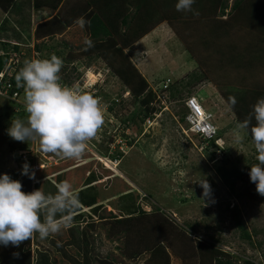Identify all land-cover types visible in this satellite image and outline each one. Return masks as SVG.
Instances as JSON below:
<instances>
[{"label": "rangeland", "instance_id": "obj_1", "mask_svg": "<svg viewBox=\"0 0 264 264\" xmlns=\"http://www.w3.org/2000/svg\"><path fill=\"white\" fill-rule=\"evenodd\" d=\"M60 2L13 0L0 25V36L8 38L10 46L14 44L13 41L22 44L20 47L24 56L21 67L25 59H30L32 55L36 58L32 50L38 43L40 52L37 54L40 57L61 51V56L67 60L60 71V75L64 73V77L61 76L63 80H73L65 78L66 75L73 73L75 76L74 72L80 71L82 74L87 67L94 71V76L89 79L84 77L83 83L99 82L95 91L105 107V123L89 142L83 157L71 160L41 152L38 143L13 140L7 134V129L11 119L19 116L0 114V174L8 173L22 184L29 181L31 191L40 188L45 193H54L56 183L68 180L79 193L80 201L86 199L91 203L85 206L81 202L70 227L45 239H40L37 234L21 250L30 251L32 256L34 250H46L54 264H213L206 252L212 249L207 244L215 243V246L227 252L225 256L232 255L234 264H245L246 260L253 264H264V200L253 193L256 185L251 182L249 172L237 181L239 196L236 198L216 173V167L222 164L227 168H250L255 162L256 153L250 132L245 134L242 143L235 144L233 131L236 124L251 111L250 106L260 95L195 76L204 74L208 64L218 66L220 57L213 58L216 54L213 51L218 48L216 44L234 40L233 36L224 39L221 35L218 40V35L213 37L208 31L209 41L204 43L200 37L195 38L189 28L181 31L179 45L171 39L168 24L169 21L182 19L220 17L217 4L221 0H195L193 11L188 12L176 10L177 0H87L105 20L112 34L108 46L112 43L122 49L114 57L112 45L110 49L104 42L96 41L97 48L84 25L78 22L58 30L64 24L59 14L64 16V12L77 0H65L61 5ZM231 2L227 0L229 6ZM249 4L250 0L244 7H250ZM55 6H60V10L56 12ZM40 7L48 11H42L38 21H45L39 32L36 30L35 33L32 29L35 23L31 24L30 14L33 9L38 13L36 8ZM111 10L116 14L117 30L112 28V20L109 22L110 18L106 17ZM127 13L134 17L125 27L121 24V18ZM240 13L236 11L238 18L242 16ZM2 14L0 9V19ZM191 25L189 22L188 27ZM45 27L50 30L54 28V32L49 34ZM241 27L253 30L249 24ZM131 44L132 47L127 48ZM92 46L104 49L100 52L106 55L109 62L97 56L95 49L89 53L88 49ZM222 48L223 52L219 53L221 58H228V47L223 45ZM186 49L198 56L200 62L194 60L195 64L189 66L184 61ZM120 59L130 62L146 78L148 88L139 97H133L129 86L111 66L113 64L119 68ZM255 65L258 66V63ZM263 65L264 62H261L258 67L262 70L259 77L264 75ZM247 72L242 71L245 76ZM166 74H174L173 82L169 83L167 89H159L165 84L162 78ZM218 74L220 76V71ZM249 76L246 80L251 84L253 79H249ZM103 79L106 80L102 82ZM80 80L82 77L79 76L71 84ZM227 90L234 92L230 94L234 98L245 93L248 104L244 100L240 106L238 103V106H233L231 102L229 105ZM195 93L202 105L209 108L212 121L218 128L217 140L213 145L203 144L192 132L185 133L182 129H186L182 118L186 114L184 98ZM235 101L238 102L237 99ZM110 104L113 105L112 109L109 108ZM146 109L149 110L148 117L144 115ZM25 148L28 159L22 160L17 149ZM113 158L118 159V166L111 164L109 167L114 168L117 174L101 163ZM25 162L30 165L31 171L34 165L44 167L35 172L34 178H24L21 170ZM202 177L211 186L208 197L203 195L204 190L199 183ZM235 207L251 234V242L240 236V228L230 211ZM128 215L134 217L135 235L108 234L115 216ZM76 225L85 230V240L79 249L74 244L67 245L71 241L70 229ZM53 242L64 246L65 256L57 252L58 248ZM130 246L142 252L135 257L128 256ZM145 246L151 250H144ZM184 249L195 255L183 260L181 250ZM2 250L3 246H0V254ZM197 252L202 255L198 256Z\"/></svg>", "mask_w": 264, "mask_h": 264}, {"label": "clouds", "instance_id": "obj_2", "mask_svg": "<svg viewBox=\"0 0 264 264\" xmlns=\"http://www.w3.org/2000/svg\"><path fill=\"white\" fill-rule=\"evenodd\" d=\"M194 2L195 0H177L176 10L193 11ZM77 22L81 25L85 23L83 19ZM87 43L91 46L90 41ZM14 44L18 48L14 50L10 47L8 55L9 59L14 54L20 56L15 82L18 88L23 89L24 109L12 112L24 111L25 117L11 119L7 134L18 142L38 143L43 153L54 154L62 159H81L88 149L89 142L105 123V107L95 91L99 82L83 83L84 77L89 79L94 76V71L87 67L82 74L80 71L74 72L75 76L73 73L66 75L65 78L74 79L65 81L61 78L64 73L60 75L62 59L55 54L40 57L35 47L32 51L36 58L32 55L30 59H25L21 67L24 51L19 42ZM79 76L82 80L71 84ZM170 82L171 79L166 80V86L163 85L159 89H167ZM229 100L234 106L235 98L230 96ZM248 132L254 144L257 161L250 165L248 174L251 182L256 185L257 193L264 196V97L258 98L245 119L236 124L233 131L234 143H242ZM25 149H17V154L21 156L19 151ZM21 159L27 160L28 157ZM108 162L118 166L117 158L108 159ZM101 163L115 172L114 168L108 167L103 161ZM43 167L34 165L31 171L30 165L25 162L21 174L32 179L35 171ZM199 183L204 190L203 195L210 196L211 186L208 181L202 177ZM22 189L20 180L13 179L8 173L0 174V245L5 247L9 244L18 247L37 234L40 239H45L60 233L72 225L74 215L81 207L79 193L68 180L56 183L54 193H45L40 188L30 192Z\"/></svg>", "mask_w": 264, "mask_h": 264}, {"label": "trees", "instance_id": "obj_3", "mask_svg": "<svg viewBox=\"0 0 264 264\" xmlns=\"http://www.w3.org/2000/svg\"><path fill=\"white\" fill-rule=\"evenodd\" d=\"M79 1L80 0H77V2L74 3L73 6L70 5V7L64 12V16H61L59 14L60 21L63 22L64 24L60 28L58 27V30L64 26L73 25L78 20L83 19L85 21V23L83 25L86 28V30L88 31L89 35L91 36V38L93 40L92 42L95 44V46L97 48H99V46L96 44V41L104 42L108 46V43L110 44V41L112 39L111 38L112 34H111L109 28L107 27V25L105 24V22L100 17V14L94 8H92L90 6V4H89V2H87V0L86 1L83 0L82 2H79ZM242 1L243 0H232L231 5L229 6V4H227V0H221V2L219 4H217L219 6L218 13H219L220 17H217V16L207 17V18L205 17V18L200 19V20L196 19V18L187 19V20L182 19V20L169 21L168 24L179 38H182V32L181 31L182 30L183 31L188 30L189 28L194 33L195 38L200 37V39H202V42H204V43L209 41L210 35L207 34L208 31L210 32V34L213 37H214V35H216V36L218 35V40L221 39V35L224 37V39H226L225 37H228V39L232 38V36L235 38L234 40H229V41L227 40L226 42H222V41L218 42L219 45L216 44V46L218 48H216V50L213 51L216 53L215 57H213V56L212 57L214 59H217V57H220V63H218L217 67L213 63L206 65V72H204V74L199 72L200 75H195L196 77H200L201 79L205 77V79H208V80L212 81L213 83H217V84L221 83L224 85L236 86L238 88H245V89L249 88V89H253L254 91L255 90L264 91V75L259 77V74H260L259 72L261 70V69L259 70L260 63L264 62V37L253 32V31H251V30L239 27L236 24H234L231 20L224 18V16H228L232 11H234L241 4ZM12 3H13V0H0L1 10H3V11L9 10L10 7L12 6ZM56 7L57 6H55V8ZM111 11L108 12L109 15H107L106 17L110 18L109 22H111V20H112V23H111L112 28H114V30H117L116 14H115V11H113V10H111ZM135 15H136V13H135ZM132 17H134V16H131L130 13L125 14L121 18V24L124 25L125 27H127L128 23L132 19ZM103 19H106V18H103ZM189 22L192 24L191 27H188ZM41 24L37 25V27L35 29V33H36V30H37V33L39 32L40 28L42 27ZM45 28H47V27H45ZM47 29H48V33L50 32L52 34L54 32V31H52V29L54 30V28H52V27H51V30H50V28H47ZM219 30H222V31H219ZM111 45H112V49L110 47ZM111 45L108 47L112 50L111 52H112L113 57L115 54H118L119 51L122 52V49L119 47L116 48L115 44L111 43ZM223 45L227 46L229 49L228 58H226V56H223L221 58V56L219 54V53L223 52V48H222ZM95 46H92V48H89L88 52L93 53V50L95 49L98 51L97 56H100L104 61L109 62L106 58V55L102 54L100 52V50L104 51V49H101V48L97 49ZM0 47H1L0 48V50H1L0 51V70H1L5 66V64L7 63L8 59H9L8 53L11 49L10 47H12L14 50H16L18 48V46L15 44H12L10 46L9 42L0 41ZM35 49L37 51L39 50V44L38 43L35 44ZM58 50H60V49H58ZM230 51H232V52H230ZM86 52H87V50H86ZM51 54L57 55L59 58L62 59L63 63L67 62V60H65L61 56V51L50 53L46 57H49ZM191 54L194 57V59H196L200 62L198 56H196L194 53H191ZM72 59L73 58H70V60H72ZM256 63H258V66L255 65ZM124 64H125V68H124ZM118 65H119V68L114 67L115 65H113V64L111 66H113V68L117 71L118 76L122 80H124L123 82H125L129 86L131 92L133 93V97L136 98V97H139L140 94H144L146 92V89L148 88V86H147L148 84L145 81L144 77L141 75V73L138 70H136L135 67L130 62H127L124 59H120L118 61ZM130 65H132V66H130ZM209 68H210V70L208 71ZM263 68H264V65L262 66V69ZM218 69L220 71V76L218 74L219 73ZM246 70L248 72H247V75L245 76V74H243L242 71L245 72ZM17 71H15L13 76L11 77L13 83H15V84H16L15 74ZM248 75H250L249 79H253V83H251V84H249L246 80V77ZM225 93L229 99V97L231 96L229 93V90H227ZM242 96H244L243 93H241V95H239V96L237 95V97H235V99H237L238 102H241L242 98H243ZM1 101H3L2 98H0V114L1 115L6 114V115H10V116H19L21 118L25 117L24 111L20 112V113L11 112V109H12L11 106L7 103H1ZM229 102H230V100H228V103ZM238 102H236L234 106H238V105H236ZM238 104H240V103H238ZM110 105L111 106L109 108L112 109L113 105L112 104H110ZM229 105H230V103H229ZM144 111H145L144 115L147 116L148 115L147 113H149V110L147 111V109H146ZM182 118L184 120V117H182ZM0 123H1V121H0ZM214 124H215V122H214ZM215 126H216V124H215ZM217 130H218V128L216 127V135H217ZM216 135H215V137H216ZM215 137L210 138L208 140V144L213 145L215 140H216ZM200 141H201V139H200ZM254 163H257V161L255 160ZM249 171H250V168L248 166H241L238 168H227L226 166H224L222 164V165H219L216 167V173L218 174V176L220 177L222 182L228 187L231 195H233L235 198L239 196V192H237V190H236L237 181L242 180L243 175ZM23 177L29 178V176H27V175H23ZM102 182L103 181H101L100 183H102ZM22 185L24 187L25 192L31 191V186L29 184V181H27V183L25 182ZM253 193L256 196L261 197L262 200H264V196L259 195L257 193V191L254 190ZM81 202H83L82 204H84L85 206L91 205L89 200H86V199H81ZM230 211H231L232 218L236 221L237 226L240 228L241 238L247 239L251 242V240H250L251 234L245 228L243 221H242V218L239 217L238 209L235 207V208H232ZM133 218H134L133 215H128L125 217H123V216L122 217L121 216L116 217L115 216L113 219L114 224L112 223V226H110L108 234H110V232H114V234H118V233L123 234L124 233V235L128 236V237H129V235H135L137 232V229H136V227L133 226V223H132ZM149 225H150V222H149ZM82 228L83 227H81L80 225H76V227L73 226L70 229V236H71L70 240L71 241H70V243H67V245L74 244L77 247V249L80 248L81 242H83L85 240V235H84L85 230H83ZM185 233L187 234L188 237H191L190 234H188L187 232H185ZM30 241L31 240L24 241L18 247L16 246L17 250L15 249V246L11 245V244H9L7 247L0 245V246H3V250L1 251V254H0V264H44V263L45 264H54V260L51 258L49 252L46 250H41V251L34 250L33 256L30 254V251L21 250L22 247L24 245L30 243ZM131 243H132V241H131ZM52 244H54V246L58 248L57 249L58 251L56 250L57 252H59V253H61V255L65 256L66 250H64V246L62 244L56 243V242H53ZM127 244H130V243H127ZM207 245H209L212 248V249H210L211 251L210 250L207 251L206 254L210 257L209 259H211V261L213 260V264H234L232 259H231L232 255L225 256L227 254V252H225L224 250L215 246V243H208ZM130 247H131L130 255H128V256L135 257L139 254V252H142L141 249L138 250L136 247H132V246H130ZM185 249H186V247H185ZM185 249L181 250L182 251L181 257L183 260L184 259L186 260V258H187V260H189L192 255H195V253L190 252V250L185 251ZM144 250H151V249L145 246ZM37 251H39V252L37 253ZM200 254L202 255V253H200ZM200 254L197 252L198 256ZM244 263L245 264H253L247 260L244 261ZM203 264H206V263L203 262Z\"/></svg>", "mask_w": 264, "mask_h": 264}, {"label": "built area", "instance_id": "obj_4", "mask_svg": "<svg viewBox=\"0 0 264 264\" xmlns=\"http://www.w3.org/2000/svg\"><path fill=\"white\" fill-rule=\"evenodd\" d=\"M19 62L20 56L14 54L0 71V98L9 104L14 112L24 109L23 89L18 88L11 78L18 68ZM184 107L186 114L183 117L186 129L182 128L183 131H186L185 133L187 131L192 132L193 136L200 138L203 144L207 145L208 140L216 135V126L212 121V114L204 108L201 100L194 95L185 97ZM19 153L22 158L27 156L26 149L20 150ZM115 163L116 160L113 161V164Z\"/></svg>", "mask_w": 264, "mask_h": 264}, {"label": "crops", "instance_id": "obj_5", "mask_svg": "<svg viewBox=\"0 0 264 264\" xmlns=\"http://www.w3.org/2000/svg\"><path fill=\"white\" fill-rule=\"evenodd\" d=\"M63 1L64 0H61V2H60V5L63 3ZM248 2V0H243L242 2H241V4L233 11V12H231L228 16H225V18H227V19H229V20H231L234 24H236L237 26H239V27H241V26H243V24H245V25H250V27H253V30H251V29H249V30H251V31H253V32H255V33H257V34H259V35H261V36H263L264 37V0H250V7H244V5L246 4ZM57 8V10H56V12L59 10V8H60V6H58V7H56ZM0 9H1V7H0ZM39 12L38 13H35V11H34V9L32 10V13L30 14V18H31V24L32 23H35L34 24V26H33V31H35V29H36V27H37V25H39V24H41L42 22H44L45 20H43V21H41V20H39L38 21V18H40V16L42 15V11H48V10H46L45 9V7H40V8H36ZM263 11H262V10ZM3 11V10H2ZM236 11H240L241 13H240V15H242V16H239V18H238V16H236ZM9 12V10H7V11H3V14H2V17H1V19H0V25H1V23L4 21V19L6 18V16H7V13ZM105 13H107L106 11H105ZM53 15H55V11H53V13H52ZM52 15V16H53ZM241 17H244L245 19H242ZM34 18H37V19H34ZM205 18V17H204ZM192 19V18H191ZM105 21V20H104ZM253 22V26H251V23ZM249 27V26H248ZM246 29V28H245ZM260 31H259V30ZM263 31V32H262ZM2 31H0V33H1ZM171 39H173V41L174 42H178L179 43V45H180V41L178 40V37H177V35H175V33L171 30ZM0 41H8V38H4L2 35L0 36ZM13 43H18V42H15V41H13ZM19 45H22L20 42H19ZM133 45H134V43H133ZM130 47H132V44L131 45H129L127 48H130ZM135 47V46H134ZM177 48L178 49H180V47H178L177 46ZM185 49V48H184ZM185 52H186V58H185V62L189 65V66H192V65H194L195 63H194V60H196V59H194V57L192 56V54H191V52H189L187 49L185 50ZM171 54H172V52H171ZM142 61H144V60H142ZM197 62V61H196ZM150 66V65H149ZM175 66H179V64H175ZM146 67V66H145ZM144 67V68H145ZM151 68H152V66H151ZM148 73H149V71H148ZM177 73V72H176ZM141 75H142V73H141ZM174 75V74H173ZM173 75H165L162 79H163V82H165V79L166 78H170L171 79V83L173 82ZM144 77V76H143ZM145 78V77H144ZM160 79V78H159ZM145 80H146V78H145ZM162 82V83H163ZM169 85V84H168ZM241 90H246V91H248V90H250L249 92H251L252 94H257V95H260V97H264V91H257V90H253V89H245V88H241ZM229 93L232 95V93H234L232 90L230 91L229 90ZM192 95H196L197 96V94L195 93V94H192ZM244 96H245V93H244ZM244 96H242L244 99H242V101L241 102H238V103H240L239 104V106L240 105H242L243 104V102H244V100L245 101H247V99L244 97ZM259 97V98H260ZM248 102L249 101H247V104H248ZM254 102L255 101H253V103H252V105L254 104ZM216 106H218V104H216ZM250 106V105H249ZM251 107V106H250ZM249 107V108H250ZM205 108H207L206 106H205ZM207 110L210 112V110H209V108H207ZM211 113V112H210ZM237 117V116H236Z\"/></svg>", "mask_w": 264, "mask_h": 264}, {"label": "bare ground", "instance_id": "obj_6", "mask_svg": "<svg viewBox=\"0 0 264 264\" xmlns=\"http://www.w3.org/2000/svg\"><path fill=\"white\" fill-rule=\"evenodd\" d=\"M104 162H106V165H107L108 167L111 165V163H109L107 160H106V161L104 160Z\"/></svg>", "mask_w": 264, "mask_h": 264}]
</instances>
